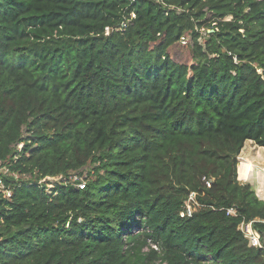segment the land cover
Returning <instances> with one entry per match:
<instances>
[{"label": "trees", "instance_id": "1", "mask_svg": "<svg viewBox=\"0 0 264 264\" xmlns=\"http://www.w3.org/2000/svg\"><path fill=\"white\" fill-rule=\"evenodd\" d=\"M247 141L264 150V0H0V160L20 176L0 264H264L239 230L264 243Z\"/></svg>", "mask_w": 264, "mask_h": 264}, {"label": "built area", "instance_id": "2", "mask_svg": "<svg viewBox=\"0 0 264 264\" xmlns=\"http://www.w3.org/2000/svg\"><path fill=\"white\" fill-rule=\"evenodd\" d=\"M127 23L123 22L120 25V29L118 30H124L126 28ZM105 35H108L109 32L111 31L110 28H105ZM187 39L186 38H181L180 43L182 45H187ZM21 148V146H19V149ZM19 175L15 172H12L9 168V166L7 165V163H5L4 161L0 160V198L2 199H9L11 197V189L10 187L7 185L6 180L7 179H13L14 181H17L19 179ZM83 180L79 179L76 175L72 176L71 180H70V184L77 186L79 189H83L84 188V183H82ZM59 183H66V180H62ZM206 187H210V181H205ZM49 187H52L49 185ZM196 208H198V204L196 203V199H195V193H191L187 199V201L184 203L183 209L180 213V217L181 218H190L192 216V214L194 213V211L196 210ZM229 214H234V212L232 210L228 211ZM239 230L242 232V234L244 235V238L248 241V245L252 248L255 249H261L264 252V245L261 243L260 240V235L255 232L252 228H251V224H245L242 223L239 226ZM148 248L153 249L155 251H159L158 247L156 244L150 243ZM148 248H146L145 250H148ZM263 263H264V254H263Z\"/></svg>", "mask_w": 264, "mask_h": 264}, {"label": "rangeland", "instance_id": "3", "mask_svg": "<svg viewBox=\"0 0 264 264\" xmlns=\"http://www.w3.org/2000/svg\"><path fill=\"white\" fill-rule=\"evenodd\" d=\"M170 55L173 58V60L178 62V63H184V64H190L191 63V54H190L189 45L188 46H185L182 44L177 45V47H175L173 50H171ZM258 148L259 147L254 145L252 142L247 141V142H245V144H244V146H243V148H242V150H241V152L237 158V160H238V167H237L238 176H237V179H238L239 183L249 184L257 196H259L258 195L259 190H261L262 193L264 194V183L262 184L259 181L261 173H263V165H262L263 163L260 161L262 159H264V151H262L260 149L258 150ZM243 161L244 162H246V161L250 162L251 161L252 165L254 166L252 172L250 171V167L247 166ZM62 180L63 179H53L49 183L52 185H57ZM67 182H70V180H68ZM82 183H84V182H82ZM49 189H51V187H49ZM260 240H261V238H260ZM261 243L264 244L262 242V240H261ZM155 264H162V263L157 262Z\"/></svg>", "mask_w": 264, "mask_h": 264}, {"label": "bare ground", "instance_id": "4", "mask_svg": "<svg viewBox=\"0 0 264 264\" xmlns=\"http://www.w3.org/2000/svg\"><path fill=\"white\" fill-rule=\"evenodd\" d=\"M262 150V151H264L263 149H261V148H258V150ZM260 155V154H259ZM260 157V156H259ZM262 158V157H261ZM244 162V161H243ZM260 162H262L263 164V173H261V176H260V178H259V181L263 184L264 183V159H262ZM247 166H249L250 167V171L252 172L253 171V168H254V166L252 165V163H251V161L250 162H244ZM258 177V176H257ZM258 191V190H257ZM258 197H259V199H262L263 201H264V194L262 193V191L261 190H259L258 191Z\"/></svg>", "mask_w": 264, "mask_h": 264}, {"label": "water", "instance_id": "5", "mask_svg": "<svg viewBox=\"0 0 264 264\" xmlns=\"http://www.w3.org/2000/svg\"><path fill=\"white\" fill-rule=\"evenodd\" d=\"M258 197V196H257ZM259 198V197H258ZM261 200V199H260Z\"/></svg>", "mask_w": 264, "mask_h": 264}]
</instances>
